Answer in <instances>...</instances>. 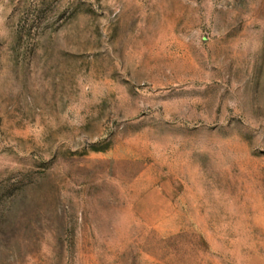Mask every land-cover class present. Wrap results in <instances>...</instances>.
Masks as SVG:
<instances>
[{"label":"rangeland","instance_id":"1","mask_svg":"<svg viewBox=\"0 0 264 264\" xmlns=\"http://www.w3.org/2000/svg\"><path fill=\"white\" fill-rule=\"evenodd\" d=\"M0 264H264V0H0Z\"/></svg>","mask_w":264,"mask_h":264}]
</instances>
